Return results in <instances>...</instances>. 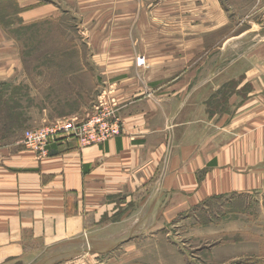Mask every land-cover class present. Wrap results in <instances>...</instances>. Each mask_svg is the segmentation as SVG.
Masks as SVG:
<instances>
[{"label": "crops", "instance_id": "obj_1", "mask_svg": "<svg viewBox=\"0 0 264 264\" xmlns=\"http://www.w3.org/2000/svg\"><path fill=\"white\" fill-rule=\"evenodd\" d=\"M107 1L82 0L83 14ZM114 1L136 10L140 4ZM16 2L21 22L32 24L60 18L72 0ZM131 25L138 26V16ZM144 33L170 42L168 33ZM141 34L138 27L128 37L119 27L107 31V39L133 42L130 58L118 49L120 61L104 65L115 73L105 88L120 109V136L84 148L61 141L44 158L21 145L23 134L0 140V264L87 260L104 255L103 245L116 249L209 200L264 199V30L245 32L235 38L248 43L241 52L226 47L215 59L212 50L204 53L202 31L187 35L189 48L176 42L177 51L135 48ZM8 43L0 30L4 54ZM5 65L0 83L18 64L6 72Z\"/></svg>", "mask_w": 264, "mask_h": 264}, {"label": "rangeland", "instance_id": "obj_2", "mask_svg": "<svg viewBox=\"0 0 264 264\" xmlns=\"http://www.w3.org/2000/svg\"><path fill=\"white\" fill-rule=\"evenodd\" d=\"M13 1L9 4L17 9L14 6L7 14L0 11V30L10 42L3 46L10 47L6 54L0 50V66L18 65L12 66L9 79L0 83V107L6 114L18 116L21 126L4 135L5 143L27 130L66 119L83 120L94 114L99 104L110 103L112 91L105 97L102 93L108 86L105 82L115 73L107 74L104 65L120 61L118 49L130 58L133 42L129 38L107 39L108 30L119 27L126 37L136 27L140 34L165 32L170 35L165 46L161 39L148 40L141 34L134 47L156 45L171 51L178 50L176 42H186L181 47L189 48L193 40L187 35L202 31L204 53L212 50L214 59L226 47L241 52L248 43L235 38L245 32L264 30V7L258 0H139L137 10L108 0L106 7L86 14L81 9L82 0H72L60 18L35 24L21 22L22 9ZM82 15H86L84 21ZM136 16L138 26L131 25ZM116 17L124 22L113 23L116 20L111 19ZM193 18L198 20L196 24ZM211 33L213 37H205ZM132 58L136 62L137 58ZM144 58L139 57L138 63L145 62ZM228 92L225 90L222 97ZM156 227L153 233L137 232L116 249L103 245L104 255L63 264H264V199L209 200L161 229Z\"/></svg>", "mask_w": 264, "mask_h": 264}, {"label": "built area", "instance_id": "obj_3", "mask_svg": "<svg viewBox=\"0 0 264 264\" xmlns=\"http://www.w3.org/2000/svg\"><path fill=\"white\" fill-rule=\"evenodd\" d=\"M109 90V88L103 89L102 95L104 94L105 97V93L109 94ZM119 111L113 100L109 104H99L94 114L83 120L66 119L48 127L25 131L21 145L34 153L37 158H44L48 154L49 147L61 141H75L82 148L104 144L120 136Z\"/></svg>", "mask_w": 264, "mask_h": 264}, {"label": "trees", "instance_id": "obj_4", "mask_svg": "<svg viewBox=\"0 0 264 264\" xmlns=\"http://www.w3.org/2000/svg\"><path fill=\"white\" fill-rule=\"evenodd\" d=\"M1 1L2 2H0V11H4V13H6V14L12 12V8H14V6L16 8V5L11 7V5L9 4V3L13 4L14 3L13 0H1ZM18 118H19L18 116L16 117V116H13L12 114L11 115L6 114V109L3 110L0 107V140L5 139L4 135H6L8 131L20 128V126H21L20 120L21 119H18ZM14 125H16V126H14ZM24 132H23V134H24Z\"/></svg>", "mask_w": 264, "mask_h": 264}]
</instances>
